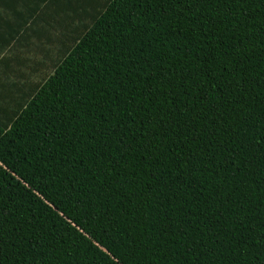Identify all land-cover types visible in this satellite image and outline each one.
Here are the masks:
<instances>
[{"label":"trees","instance_id":"trees-1","mask_svg":"<svg viewBox=\"0 0 264 264\" xmlns=\"http://www.w3.org/2000/svg\"><path fill=\"white\" fill-rule=\"evenodd\" d=\"M0 264H264V0H0Z\"/></svg>","mask_w":264,"mask_h":264}]
</instances>
